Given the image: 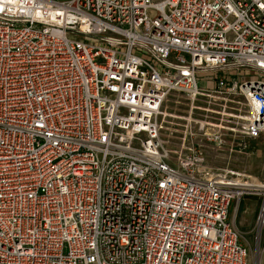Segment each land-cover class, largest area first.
<instances>
[{
  "label": "built area",
  "instance_id": "1",
  "mask_svg": "<svg viewBox=\"0 0 264 264\" xmlns=\"http://www.w3.org/2000/svg\"><path fill=\"white\" fill-rule=\"evenodd\" d=\"M220 129L264 133V0H0V264H248Z\"/></svg>",
  "mask_w": 264,
  "mask_h": 264
},
{
  "label": "rangeland",
  "instance_id": "2",
  "mask_svg": "<svg viewBox=\"0 0 264 264\" xmlns=\"http://www.w3.org/2000/svg\"><path fill=\"white\" fill-rule=\"evenodd\" d=\"M239 98L234 97L235 100H240ZM237 106L239 105L237 104ZM188 108V100L178 92H171L163 103L161 115L159 116L162 125L160 135L171 148H176L179 144L184 116L187 114ZM195 112L199 113V111ZM230 112L242 113L243 110L234 111L226 108V113L222 116L224 126H232L231 123H228L231 118L228 114ZM212 116L217 117L215 114ZM211 120L216 121L215 119ZM220 130L223 132L222 137L226 142L224 145L218 146L213 145V143H205L206 147L203 153L207 165L213 168L228 166V168L240 173L256 176L264 182V133L257 138L245 139L246 147L244 148L237 147L229 150L226 147L229 142L228 134L222 129ZM235 138H237V142L242 139L238 136H235ZM259 186L264 187V183H260ZM262 207L264 209V189L258 190L254 194L243 195L239 200H233L230 207V221L239 230L240 241L246 244L249 250L248 264H253L255 256L258 255L257 252H262L264 249V210H262Z\"/></svg>",
  "mask_w": 264,
  "mask_h": 264
},
{
  "label": "bare ground",
  "instance_id": "3",
  "mask_svg": "<svg viewBox=\"0 0 264 264\" xmlns=\"http://www.w3.org/2000/svg\"><path fill=\"white\" fill-rule=\"evenodd\" d=\"M261 189H264V187L263 186H259Z\"/></svg>",
  "mask_w": 264,
  "mask_h": 264
}]
</instances>
